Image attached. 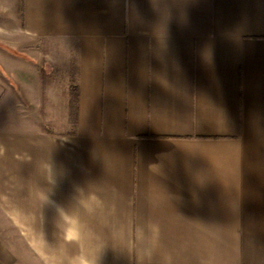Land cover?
<instances>
[{
	"label": "crops",
	"instance_id": "obj_1",
	"mask_svg": "<svg viewBox=\"0 0 264 264\" xmlns=\"http://www.w3.org/2000/svg\"><path fill=\"white\" fill-rule=\"evenodd\" d=\"M11 2L0 264H264V0Z\"/></svg>",
	"mask_w": 264,
	"mask_h": 264
},
{
	"label": "rangeland",
	"instance_id": "obj_2",
	"mask_svg": "<svg viewBox=\"0 0 264 264\" xmlns=\"http://www.w3.org/2000/svg\"><path fill=\"white\" fill-rule=\"evenodd\" d=\"M12 3H13V2L10 3V8L7 7L9 10L6 9L4 6H3V7H2V6L0 7V17L6 16V15H7V16H11L10 14H11V12H13V11L15 12V14L17 13L16 10H15V9H16V8H15V7H16V4L13 6V8H11L12 5H13ZM15 17H16V16H15ZM11 19H12V18H10V21H11ZM15 20H16V19L14 18L13 21H15ZM5 21H6V20H5ZM1 22H2V21H1ZM4 23L6 24V22H4ZM4 43H6V45H7V42H4ZM16 50H17V49H16ZM8 75H9L10 77H12V75H10V74H8Z\"/></svg>",
	"mask_w": 264,
	"mask_h": 264
}]
</instances>
